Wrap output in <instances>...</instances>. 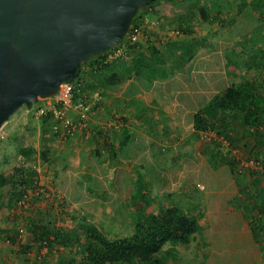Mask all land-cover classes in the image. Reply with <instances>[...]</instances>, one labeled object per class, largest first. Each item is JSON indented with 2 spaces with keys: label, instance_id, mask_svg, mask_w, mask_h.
<instances>
[{
  "label": "rangeland",
  "instance_id": "rangeland-1",
  "mask_svg": "<svg viewBox=\"0 0 264 264\" xmlns=\"http://www.w3.org/2000/svg\"><path fill=\"white\" fill-rule=\"evenodd\" d=\"M202 5L207 8L208 15L216 10L215 15L218 14V18L203 19L197 11V7ZM152 12L154 15L156 13L160 15H155L160 26L176 27L179 37L185 36L184 38L192 42H198L194 45L191 55L198 51L196 54H204L208 58L205 62L206 69L197 73V77L204 75L206 82L211 80L209 84L212 86L213 94L225 87L229 81L246 79L254 69L255 59L264 63V20L254 15L252 9L249 8V2L242 0H169ZM173 53L177 55L176 52ZM196 59L189 63L186 62L176 70L180 73L177 79L181 87L174 89L173 93H178L176 96L183 98L180 104L182 120L180 122L172 120L170 127L160 125L158 127V129L167 130L168 135L174 134L176 138L173 141L174 145L164 142L162 151L155 154L153 150L157 145L154 142L147 145L146 151L132 156L135 148L132 151L134 146L128 143L124 148L126 155L129 156L126 162L128 164L137 163L142 171L141 174L117 173L114 175L113 173L104 176L103 179L102 174H99L100 179L87 174L82 177L83 174H79L74 178L82 193H87V189L92 193V186L103 187V184L108 189L111 188L113 202L116 205H112V201L108 200L105 214L102 216L96 214L95 210L99 208L92 205L90 201L83 204V201L79 200V205L76 206L68 204L63 199L64 197H61L58 175L48 174L50 180H48L46 189L48 191L53 188L58 189L60 199L53 196H36L30 189L29 197L20 208L25 215L26 213L29 215L21 217H30L33 222L34 220L50 222L53 228L61 232L70 233L72 229H75L78 235L77 242L56 248H49L46 243H43L39 246V250H36V243L32 242L31 235L29 234L26 238L27 231L23 228V218L21 219L17 214L18 210L15 211L17 206H14L13 196L15 195L10 194L14 191L10 181L6 183L2 189L4 196L0 207V226L7 225L13 230L14 239L13 242L0 240V264H18L27 260H30V264H80L81 255L77 243L84 238V231L88 225L97 228L108 238L127 237L131 233L134 221L143 216V213L155 214L162 206L168 204H174L181 211L197 219L193 240L187 245L177 244L175 246L177 253L171 264H264V252L257 253L253 246L256 242H263L264 236L260 234L259 241L255 242L256 234L252 239L251 236L244 237L242 233L245 230L249 231L250 227L247 222L244 225L245 230L242 229L244 227L243 217L245 216L246 220L249 219V215L253 212L249 208L252 203L245 202V206H237L240 190H236V186L238 189L242 186L249 188L252 191L247 190L246 192L251 196L257 190L258 185L247 180V175L244 177L245 174L241 172L244 169L239 171L238 164L237 168L231 172L225 164L218 161V158H214L211 164L207 160V155L217 143L221 154H229V157L238 158V161H246L250 157L251 144L248 143L249 141L234 142V146L228 143L232 141V138L237 137V127L228 131L229 139H225L213 130L192 131L187 121L191 107L196 104L198 107L204 105V100H207L209 96V87L204 88V79L197 84L199 78L191 76L196 66L200 68L201 63ZM226 61H231L232 64L227 65ZM92 77L85 73L86 80H89L92 86H97V81ZM92 86L88 89L91 90ZM152 94L157 103L160 102L159 105L164 103L165 100L162 101V98L157 99L160 96L158 90ZM184 100L186 102H183ZM185 109L187 110L184 113ZM148 112L150 111L147 110L146 113ZM10 145L9 148L14 147V144ZM161 153L164 159L161 158V163H156ZM119 157L118 159L121 160ZM79 159L82 160L84 157H79ZM108 160L105 164H108ZM14 161L16 162L15 159H11L8 165L14 167ZM215 163L217 167H211ZM73 186L75 185H68L65 190L72 193L68 187ZM245 198L252 199L247 195ZM80 215L84 217L83 221L79 220ZM18 229L24 233L18 232ZM28 240L32 242L28 253H18L16 249L19 245H26Z\"/></svg>",
  "mask_w": 264,
  "mask_h": 264
},
{
  "label": "crops",
  "instance_id": "crops-1",
  "mask_svg": "<svg viewBox=\"0 0 264 264\" xmlns=\"http://www.w3.org/2000/svg\"><path fill=\"white\" fill-rule=\"evenodd\" d=\"M168 1L169 0H158L156 4L146 8L140 14H146L149 18L157 21L155 15H160L157 13L154 15L151 11L156 10L164 2ZM159 24L160 23L150 25L147 30V35L150 36V39L153 38L154 40H160L161 46L169 45L170 51H172V53H177V55H174V53L171 54L166 51V75L163 78L150 77L144 74V72L138 73L140 70L135 66L133 60L140 51H144L146 45H140L136 47V50H130L127 59H124L122 63L121 61L108 63V70H95L96 65L94 62L91 65L82 67L84 76L85 73H88L89 69L92 70V74L90 75H92V78H95L97 81V86L91 85L92 88L90 89H94L99 93L98 99H90L89 93L91 90L84 85L82 87L83 93L79 92L76 94L75 98H78V96L81 95V97L86 99V101L90 104L89 112L87 113V127L85 129H79L72 135L66 136L65 138L51 134L48 130L51 120L35 118L32 114L33 106L28 105L20 106V108L13 112V114H11V116L1 124L0 173L14 175V178L21 173L24 177L25 184H27L26 186H23L24 189L22 193L27 194V198L29 197L31 189L30 185L32 182V175L37 171L39 175V183L43 184L41 185L42 187L47 188L46 185L48 180H50V178H48V174L50 173L52 176H59L58 179L60 180L61 197L63 196V199L68 202V204L76 206L79 205V200H82L83 204L90 201L92 205H96V207L99 208L95 210L96 214L102 216V214L107 212L105 207L108 205V200L112 201V205H116L113 202V196L111 195L112 192L110 191L111 188L109 187L108 189V187L103 184V187L92 186V193L88 189L87 193H82L79 188V184L74 181L76 176L83 174V177L87 174L90 175V177H96L95 179H100L101 175L99 176V174H102L103 179L106 175L113 173L114 175L117 173L141 174L142 171L138 168L139 165H137V163L128 164V162H126L129 156L126 155L124 148H126L128 143L134 146L132 151L135 148V151L132 152V156H135L136 153L140 154L146 151L148 148L147 145L154 142L157 145L153 150V153L155 154L156 152L160 153V151H162L164 142H170L174 145L173 141L176 139L174 134L168 135L166 132L167 130H164V128L158 129V127L159 125L161 127H170V125H172V120H177L179 122L182 120V108H180V104L183 98L182 96H176L178 93H173L174 89L181 87V84L177 79L180 73L176 70L180 69V67L186 62L189 63L191 61H195L197 58L196 60H199V63H201L200 68L199 66H196V68L193 69L194 74L191 75L196 78L197 73H201L203 69H206L205 62L208 56L204 54H196L198 53V51H196L195 54L191 55L190 60L182 64L180 62L182 57V46L192 44V47H194V45L198 42H192L191 40L184 38L185 36L179 37L176 27H162ZM149 44H152V42ZM172 46L174 48H172ZM174 71H176V73H174ZM197 78H199L197 82V84H199L200 80L204 79V75H200ZM207 82L205 78L204 88L209 87V96L207 100H204V105L219 92L218 91L213 94L211 91L212 86L209 84L211 80ZM86 83H90L89 80H86ZM177 84L178 87H176ZM204 88L203 91H205ZM156 90L160 92V96L157 99L162 98V101L165 100L162 105H159L160 102L159 104L157 103L154 95L152 94ZM191 94L194 95V93H190V95ZM183 102L186 101L184 100ZM204 105L198 107V104H196L194 105L195 107H191V111L189 112L187 119V121H189V126L191 127L190 130L196 131L193 128L192 115L197 109L203 107ZM147 110L150 111L148 114L146 113ZM186 110L187 109L184 110V113ZM69 115L71 117H76V112L70 111ZM164 133L167 134L165 135ZM236 133V141L241 143L249 141L248 143L252 145V135L245 132L244 127L237 126ZM176 142L177 141H175V143ZM10 144H14V147L9 148V146H11ZM26 148L27 155L24 156V153H22L21 150ZM79 157H84V159L80 160ZM118 157L121 158V160L118 159ZM172 157L173 156H171V158ZM161 158L164 159L162 153L155 162L161 163ZM11 159L16 160V162L14 161V167L8 165V162ZM107 159H109V162L108 164H105ZM28 162L31 164H26ZM11 165L13 166V162ZM211 167L215 168L217 165H212ZM91 174L93 175L91 176ZM14 178H12V183H14ZM69 179H71V181H69ZM6 183L3 185L2 189ZM16 183L18 184L19 182L15 178V186L17 185ZM68 185H75L73 187H68L72 193L65 190ZM262 185L263 188H261L259 184L257 186V190H253L254 192L250 196L252 199L245 198L246 195L244 190L249 191V188L242 186L238 189V186H236V190H240V197L238 199L237 206H245V202H255L256 197L260 195V192H263L262 194L264 195V183H262ZM251 191L252 190H250V192ZM22 193H20L19 197L13 196L14 194L12 196L14 199H19ZM1 206L2 203L0 204V207ZM14 206H17L16 203ZM21 207L22 206H17V209H15V211L18 210L17 214L20 217L25 215L24 211L20 209ZM251 207L254 210L255 207H253L252 204L249 208L251 209ZM27 214L29 215V213H26L25 216H28ZM251 215L254 214L252 213ZM25 216L21 217V219L23 218V228L27 231L25 227L29 226L33 223V221L32 218H25ZM244 217L243 226L250 220H246ZM248 226L250 227L249 231L245 230L244 226L242 229H244L245 232L243 231L242 233L244 237L251 236V238L254 239L256 232L253 233L251 226L249 224ZM0 228L6 229L8 226L3 225L2 227L0 226ZM22 232L24 233V231ZM25 234L26 238H28L29 233L26 232ZM263 234L264 233H261V236H264ZM3 237L1 238L2 240ZM259 237L260 234L256 235L255 242L259 241ZM29 240L26 245L31 246L30 244H32V242L30 243ZM21 246L22 245H19L16 249L18 253H28L30 247L27 251L22 252L20 248ZM253 246L255 247L254 250H257V253L264 252V241L261 243L256 242ZM18 264H30V260L21 261Z\"/></svg>",
  "mask_w": 264,
  "mask_h": 264
},
{
  "label": "trees",
  "instance_id": "trees-1",
  "mask_svg": "<svg viewBox=\"0 0 264 264\" xmlns=\"http://www.w3.org/2000/svg\"><path fill=\"white\" fill-rule=\"evenodd\" d=\"M242 1L249 2V8L252 9L254 15L264 20V0ZM157 2L158 0H154L149 7ZM146 8L136 11L131 24L138 22L140 13ZM197 11L205 20H212L218 15H215L216 10L213 14L208 15L204 5L197 7ZM192 46V44L182 46L180 60L182 64L190 60L193 51ZM131 50H136V47ZM166 51L173 54L169 45L149 44L146 46L144 51H140L133 60L135 66L140 70L138 73L144 72L150 77L163 78L166 75ZM101 57L102 54L81 64L79 75L83 72L82 67L91 65L93 62L96 65L95 70H108V63L97 65ZM253 62L254 69L246 79L229 81L207 104L193 113L192 124L196 131L213 130L216 134L224 136L225 139H229L228 131L233 130L234 127H244L245 132L252 135V145L249 148L250 157L246 160L258 161L264 167V63H260L258 59ZM226 64L231 65L232 63L226 61ZM88 74H92L91 69L88 70ZM84 85L89 87L91 83L85 82ZM37 104L25 102L23 105L34 107ZM44 119L46 120V118ZM234 142L238 141L234 138L232 141H228L231 146H234ZM21 152L24 153V156L27 155V148L22 149ZM228 155L221 154L219 145L215 143L207 160L211 164L214 158H218L220 163L225 164L233 172L237 168L238 158L234 159ZM212 165H216V163ZM238 170L240 171L242 168ZM241 172L245 174L244 177L247 175V180L257 185L260 184V187L263 188V174L260 175L258 171L253 169H244ZM22 177L21 173L16 176L19 183H16L15 186L14 175L7 176L0 173V204L4 196L2 187L8 181L14 190L10 194L13 193L19 197L20 193L23 192V186L27 185L24 182V177ZM12 178H14V183H12ZM244 193L250 197V194L245 190ZM262 193L260 192L256 201L252 203L255 207L254 210L251 207L254 215L250 214V220L248 219V224L251 225L252 232H256V235L264 233V195ZM17 200L15 199V203ZM79 218L81 221L84 220L81 215ZM196 225L195 216H189L174 204L162 206L155 214H143L134 221L131 233L127 237L108 238L97 228L88 225L84 231V238L77 243L81 255L79 261L80 264H171L177 253L175 246L177 244H189L194 238ZM25 228L31 235L32 242L36 243V250H39V246L43 243H46L49 248H56L78 241L75 229H72L70 233L61 232L59 229L53 228L47 221L34 220ZM2 237L3 240L13 242V230L0 228V239ZM29 247V245H22L20 248L22 252H25Z\"/></svg>",
  "mask_w": 264,
  "mask_h": 264
},
{
  "label": "water",
  "instance_id": "water-1",
  "mask_svg": "<svg viewBox=\"0 0 264 264\" xmlns=\"http://www.w3.org/2000/svg\"><path fill=\"white\" fill-rule=\"evenodd\" d=\"M154 0H0V126L116 46Z\"/></svg>",
  "mask_w": 264,
  "mask_h": 264
},
{
  "label": "built area",
  "instance_id": "built-area-1",
  "mask_svg": "<svg viewBox=\"0 0 264 264\" xmlns=\"http://www.w3.org/2000/svg\"><path fill=\"white\" fill-rule=\"evenodd\" d=\"M156 23L157 21L149 18L146 14L140 15L138 22L129 25L125 36L120 42L102 53V57L99 58L97 65L127 59L133 47H138L140 45L148 46L150 42L160 45V40L150 39V36L147 35L148 27ZM85 82L86 78L82 72L79 76L74 78L72 82L61 83L53 95L40 99V102L32 108L33 116L35 118L44 117L51 120L49 126L50 133L61 138L72 135L79 129H85L87 127V113L89 112L90 104L86 99H83L81 95L75 98L77 93H83L82 87ZM89 98L96 100L99 98V93L96 90H92L89 93ZM70 111H75L76 117H71L69 115ZM238 168L256 170L258 174H263L264 177V167H262L258 161H238ZM38 177L39 175L36 171L32 175V182L30 185L33 194L43 197L53 196L58 199L60 197L58 189L54 188L48 191L40 185ZM26 200L27 194L22 193L20 198L16 201V205L20 207L24 205ZM18 232H22V230L18 229Z\"/></svg>",
  "mask_w": 264,
  "mask_h": 264
}]
</instances>
